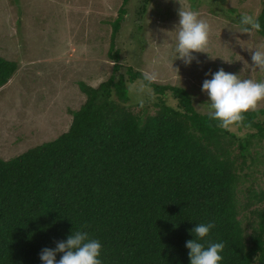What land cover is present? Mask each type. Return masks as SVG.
I'll return each mask as SVG.
<instances>
[{"label": "trees", "instance_id": "trees-1", "mask_svg": "<svg viewBox=\"0 0 264 264\" xmlns=\"http://www.w3.org/2000/svg\"><path fill=\"white\" fill-rule=\"evenodd\" d=\"M128 2L112 22L111 75L97 87L78 83L85 100L68 110V130L0 158V264H43L44 248L77 231L101 243L102 264H190L191 230L209 222L198 242L224 243L220 264H264V108L246 114L239 136L184 89L153 82V114L135 110L128 87L143 73L115 48ZM257 19L264 38V6ZM18 68L0 56V89Z\"/></svg>", "mask_w": 264, "mask_h": 264}, {"label": "rangeland", "instance_id": "rangeland-1", "mask_svg": "<svg viewBox=\"0 0 264 264\" xmlns=\"http://www.w3.org/2000/svg\"><path fill=\"white\" fill-rule=\"evenodd\" d=\"M121 3L0 0V56L19 65L0 89L1 159H13L66 132L72 120L68 110L76 111L85 100L78 83L97 87L111 75L113 62L107 53ZM144 4L145 0H129L126 6L115 38L122 65L141 73L155 72V83L184 89L200 113H207L209 101L203 82L219 69L241 79L264 81L251 60L264 38L255 32L240 33L239 23L243 14L257 18L264 0H149L142 12ZM180 7L198 12L210 25L208 53H193L196 59L188 65L176 59L175 52ZM156 98L146 99L149 115ZM165 100L175 106L169 95ZM128 101L135 110L140 107L130 91Z\"/></svg>", "mask_w": 264, "mask_h": 264}, {"label": "clouds", "instance_id": "clouds-1", "mask_svg": "<svg viewBox=\"0 0 264 264\" xmlns=\"http://www.w3.org/2000/svg\"><path fill=\"white\" fill-rule=\"evenodd\" d=\"M178 16L176 59L188 65L196 59L193 53H208L210 25L200 18L198 12L183 7H180ZM239 23L240 33L251 35L261 29L258 19L252 15L243 14ZM251 60L252 68L264 73V45L252 51ZM211 75L212 78L206 79L202 85V91L209 97L208 117L218 122V128L228 132L249 127L245 124L246 114L257 112L264 104V81L241 79L239 75L226 73L223 68ZM157 79L155 72H144L140 82L129 85V91L136 97L140 107L144 106L146 98H154L150 85ZM214 227L215 223L209 222L198 224L191 230L196 239L187 241L185 245L190 250V264H220L222 261L224 243H209L205 247L198 242L207 237ZM101 250L98 240L90 239L87 232L77 231L72 232L66 241L57 242L55 249L44 248L40 259L43 264H102L99 259ZM58 253L63 254L59 261L56 260Z\"/></svg>", "mask_w": 264, "mask_h": 264}]
</instances>
